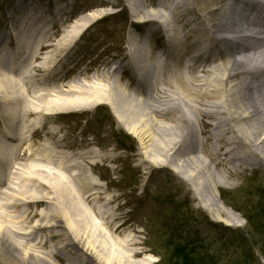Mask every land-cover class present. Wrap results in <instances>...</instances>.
Masks as SVG:
<instances>
[{"label": "rangeland", "instance_id": "374dc122", "mask_svg": "<svg viewBox=\"0 0 264 264\" xmlns=\"http://www.w3.org/2000/svg\"><path fill=\"white\" fill-rule=\"evenodd\" d=\"M137 2L142 7L141 13L133 12L126 0H0V34L11 33L9 48L14 47L15 36L22 40L24 33L32 39L45 34L42 45L37 49V61H31L30 69L23 72L27 75L24 81L19 80L16 98L21 101V117L24 118L19 122V128H23L21 134L25 144L20 150L24 158L17 160L19 164L15 167L23 175H32L36 170L41 182L40 186H34L20 176V180H15L19 182L18 186L15 183L11 185L15 192L24 194L27 199L32 196L48 199L47 203H37L29 209L34 216L31 221L26 219V208L21 211L16 208L11 214H5L0 204L1 219L13 228L21 226L23 232L33 231L36 240L42 242L36 244L32 238L31 243H26V239L20 238L24 243L21 250L40 251L52 264H75L73 258L84 257L82 249L68 245L58 229L44 226L48 221L62 219L54 212L57 209L62 212L61 204L64 207L66 202L62 197V186L65 185L75 198L67 203L72 214L75 211L72 207L76 204L74 200L79 201L91 217L97 218L92 205L81 201L83 194H93L98 197L99 206L117 217L115 223L121 228L114 235L118 242L112 259L114 264L118 260L120 264H143L149 259L154 261L149 264H174L186 254L190 257L201 255L203 264H264V165L254 160L253 165L242 164L234 175H228L225 166L212 167V171L219 173L222 201L240 215L243 225L236 227L215 221L198 206L190 184L174 170L176 163L172 162L170 154L164 152L152 156L143 149L138 138L118 121L111 104L106 103L111 87L133 95L137 100L152 90L153 95L163 101L161 109H174L177 99L166 84L165 73H170L169 79L177 90L183 85L171 73L175 68L182 69L185 79L192 76L177 62L165 68L156 58L157 55L161 58L168 51V42L172 39L167 37L170 31L167 34L166 31L154 33L150 36L149 45L139 43L138 53L150 48L152 61L147 72L135 70V56L127 47L140 37L144 39L150 27L136 25L134 18H147L157 7L158 0ZM97 11H103V16L79 34L80 18ZM233 17H240L237 10ZM156 19L166 29L174 28L172 36L184 35L182 24H174L167 10L163 9L161 17ZM26 52L28 57L31 56L29 50ZM198 52L197 46L177 49L180 61L195 62L196 69L201 62L192 57ZM219 56L227 60L233 54L227 49ZM198 74L201 75V83L211 77L205 72ZM142 75L145 84L138 80ZM163 75L165 81L160 86L164 93H160L152 83ZM70 83L81 89L79 93L72 94L76 96L77 104L68 102L62 106L60 103L67 101V96H72L63 91ZM192 88L197 87L193 85ZM89 89H99L104 95L98 102L95 99L85 101L84 98L88 100L85 95ZM167 94L174 98L168 104ZM146 114L150 124L167 122L164 117H155L151 110ZM198 132L196 127L195 134ZM33 147L34 152L40 155L35 160L29 158ZM175 157L177 161L183 158L182 153H176ZM146 158L155 160L146 161ZM9 161L12 163L13 158ZM58 179L61 185L57 183ZM95 222L103 228L105 235L111 236L101 218ZM35 223L40 225L33 230ZM93 226L81 223L77 231L85 236ZM54 232L58 235L53 236ZM128 235L139 244L124 242L123 237ZM54 245L62 246L60 256L51 251L53 257H49L46 252ZM137 249L145 252L134 258L132 250ZM0 264H6L1 257Z\"/></svg>", "mask_w": 264, "mask_h": 264}, {"label": "bare ground", "instance_id": "6f19581e", "mask_svg": "<svg viewBox=\"0 0 264 264\" xmlns=\"http://www.w3.org/2000/svg\"><path fill=\"white\" fill-rule=\"evenodd\" d=\"M126 1L133 12H142V7L137 0ZM262 1L158 0L157 7L150 12L147 18L138 16L137 23L142 24V26L149 25L150 28L146 31L148 34L165 31L167 34V31H170L167 37L172 39L170 41L168 39V51L161 58L160 55H157L156 58L160 59V64L165 65V68L177 62L180 68L185 67L192 74L191 79H185L182 69L175 68L174 72L171 73L174 74L181 86L183 85L181 89L178 88L179 90H177L169 79L170 73L168 71L165 73L167 74L166 84H168L170 91L176 95L177 103L174 105V109H161L163 101H160L157 95H153L152 90L146 93L141 100H137L133 95L124 91H116L114 87H111V94L106 101V103L111 104L121 125L129 128V132L138 138L143 149L149 151L152 156H158L164 152L170 154L172 162L176 163L175 166L173 165L174 170L190 184L189 188L198 200L199 207L204 209L213 220L236 227L243 225L241 217L222 201L219 194V173L212 171V167L225 166L227 174L234 175L241 169L242 164L245 166L253 165L255 160L264 165V38L249 36L248 39L252 43L247 44L246 47L243 45L239 47L229 45L226 40L215 35L229 28L242 30L248 27L253 33L263 31L264 4L260 6L250 20L246 12V10L255 9L256 5ZM238 2L242 3V7L237 9L240 14L239 18L233 17ZM163 9L171 13L174 24H182L185 30L184 35L172 36L174 28L166 29L167 27H164L162 22L157 21L156 17H161ZM102 14L103 11H97L81 17L78 33H83L101 18ZM154 27L155 29H153ZM10 36V32L0 34V47L8 44ZM28 36V33H24L22 40L18 41L17 47L0 50V165L2 166V168L0 167V204L5 209V214H11L12 211H16V208L19 211L26 208L24 210L27 215L26 219L31 221L34 216L30 214L29 209L37 203H47L48 199H37L35 196L27 199L24 194L15 192L11 185L12 183L17 185L19 182L15 180H20V176H24L25 180L34 186H40L41 182L35 173L36 170L33 171L34 174L32 175H23L21 170L15 167L19 164L16 161L24 158L20 150L24 146L23 143L25 144L21 134L23 128H19V122H22L24 118L21 117V101L16 99L19 80L24 81L25 78L21 71L26 67V71L30 69L31 61H37V49L42 45L45 34L36 35V38L33 39ZM205 36L206 38L202 40ZM147 38L148 35L145 36V40L140 37V39L130 42L127 47L129 53L135 56L134 68L136 70L146 71L151 66V49L146 48L143 53H138L139 43L147 41ZM194 46H197L199 52L192 58L195 60L197 57L201 62L197 65V69L195 62L180 61L177 54V49L180 47L191 49ZM227 49L234 54L239 53L240 59L235 55L227 60L220 58L219 54ZM27 50L30 51L31 56L23 57ZM22 52L23 54H20ZM10 59L16 60V63L11 65ZM161 70L165 69L162 68ZM199 72L210 74L211 77L201 83L202 78H200ZM164 75L162 78H156L155 83H152V86L160 93H164L160 86L165 81ZM152 78H154V73ZM193 85L197 88H192ZM65 87L67 89L63 91L67 92L68 95L81 91L73 83ZM63 91L60 93L63 94ZM103 95L104 93L99 89H89L88 94L85 95L88 100L84 99L85 101L95 99L98 102ZM75 97V95L67 96V101L61 102L60 105H68V102L73 105L77 104ZM166 97L167 104L174 100L172 94H167ZM150 110L155 117H164L167 122L154 121L152 124L147 122L149 118H146V111ZM32 112L34 113V111ZM205 118L211 120L206 121ZM4 122L9 125V128ZM196 127L199 131L197 135L195 134ZM176 153H182L183 158L177 161ZM9 155L13 158L12 163L7 162ZM39 156L34 152L33 147L29 158L35 160ZM154 160L155 158H146V161ZM162 166H170V164H163ZM7 169L9 170L8 175L5 174ZM57 183L61 185L59 179ZM62 187V197L64 200L66 199V202L64 207L61 204L62 212L59 209L54 212V215L62 219L56 222L48 221L44 226L58 229L59 235L65 237L68 245L75 249H82L84 257L76 256L73 258L75 264H100V262L114 264L112 259L115 256V248L118 243L114 235L121 228L120 224L115 223L117 217L99 206L97 204L98 197L93 194L89 196L83 194L81 201L85 200L92 205L97 218L91 217L82 204L74 200L73 202L76 204L72 206L75 208L72 214L71 206L67 203L70 199L75 198H72V193L67 190L65 185ZM39 215L42 216V213ZM2 216L3 214L0 213V257L6 264H52L48 257L41 254L40 251L21 250L24 243L20 238L26 239V243H31L32 238L36 244H42V242L36 240L37 237L33 236V231L27 233L23 232L21 226L14 228L9 226L7 222L1 219ZM98 218L104 221L111 236L105 235L103 228L95 222ZM81 223L86 226L92 224L95 227H91L87 235H79L77 230ZM37 225L40 224H33V230H36ZM56 235L58 232H54L53 236ZM123 241L130 242L129 245L139 244L131 235L124 236ZM61 247L54 245L53 249L46 254L53 257L50 255L52 251V254L60 256ZM144 252L138 249L132 250V257L138 258ZM150 261L154 262L149 259L143 264H149ZM115 264H120V261L118 260Z\"/></svg>", "mask_w": 264, "mask_h": 264}, {"label": "trees", "instance_id": "16d2710c", "mask_svg": "<svg viewBox=\"0 0 264 264\" xmlns=\"http://www.w3.org/2000/svg\"><path fill=\"white\" fill-rule=\"evenodd\" d=\"M179 247V246H177ZM199 255V254H198ZM162 256V255H161ZM164 257H162L163 259ZM203 257L201 255L197 257H190L188 254L184 256V258L180 257L178 260L174 262V264H203Z\"/></svg>", "mask_w": 264, "mask_h": 264}]
</instances>
